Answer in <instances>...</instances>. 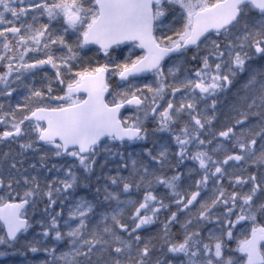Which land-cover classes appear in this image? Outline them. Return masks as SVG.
Listing matches in <instances>:
<instances>
[{
	"label": "snow or ice",
	"instance_id": "obj_1",
	"mask_svg": "<svg viewBox=\"0 0 264 264\" xmlns=\"http://www.w3.org/2000/svg\"><path fill=\"white\" fill-rule=\"evenodd\" d=\"M17 254L264 264V0H0Z\"/></svg>",
	"mask_w": 264,
	"mask_h": 264
},
{
	"label": "rangeland",
	"instance_id": "obj_2",
	"mask_svg": "<svg viewBox=\"0 0 264 264\" xmlns=\"http://www.w3.org/2000/svg\"><path fill=\"white\" fill-rule=\"evenodd\" d=\"M29 255L31 256L32 254L29 253ZM39 258H43L42 254L40 255ZM24 259H25V257H22L19 254L10 255V256H6V257H0V264H22Z\"/></svg>",
	"mask_w": 264,
	"mask_h": 264
}]
</instances>
